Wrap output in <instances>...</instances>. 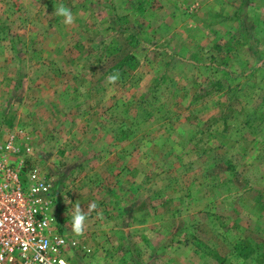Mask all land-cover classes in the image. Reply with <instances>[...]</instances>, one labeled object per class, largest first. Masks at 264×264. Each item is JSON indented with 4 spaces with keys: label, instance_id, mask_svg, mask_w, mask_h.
<instances>
[{
    "label": "rangeland",
    "instance_id": "obj_1",
    "mask_svg": "<svg viewBox=\"0 0 264 264\" xmlns=\"http://www.w3.org/2000/svg\"><path fill=\"white\" fill-rule=\"evenodd\" d=\"M11 136L68 264H264V0H0Z\"/></svg>",
    "mask_w": 264,
    "mask_h": 264
},
{
    "label": "built area",
    "instance_id": "obj_2",
    "mask_svg": "<svg viewBox=\"0 0 264 264\" xmlns=\"http://www.w3.org/2000/svg\"><path fill=\"white\" fill-rule=\"evenodd\" d=\"M0 148V264H68L66 237L48 215V180L37 167L24 171L9 158L13 136Z\"/></svg>",
    "mask_w": 264,
    "mask_h": 264
},
{
    "label": "clouds",
    "instance_id": "obj_3",
    "mask_svg": "<svg viewBox=\"0 0 264 264\" xmlns=\"http://www.w3.org/2000/svg\"><path fill=\"white\" fill-rule=\"evenodd\" d=\"M56 14L64 16L66 18L65 23H69V24L72 23L73 17L71 11L66 9L62 5L58 9H56ZM117 79H118L117 75H113L109 77L110 82H115ZM90 208H95V204L90 205ZM84 220H85V216L80 213L79 207L77 206V213L75 215V221L73 224V230L77 234L82 233Z\"/></svg>",
    "mask_w": 264,
    "mask_h": 264
}]
</instances>
